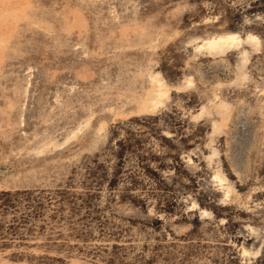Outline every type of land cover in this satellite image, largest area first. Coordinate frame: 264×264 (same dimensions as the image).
<instances>
[{"label":"rangeland","instance_id":"1","mask_svg":"<svg viewBox=\"0 0 264 264\" xmlns=\"http://www.w3.org/2000/svg\"><path fill=\"white\" fill-rule=\"evenodd\" d=\"M0 264H264V0H0Z\"/></svg>","mask_w":264,"mask_h":264},{"label":"bare ground","instance_id":"2","mask_svg":"<svg viewBox=\"0 0 264 264\" xmlns=\"http://www.w3.org/2000/svg\"><path fill=\"white\" fill-rule=\"evenodd\" d=\"M232 36V35H231ZM221 38H216V39H212V41H209V43L213 42L212 44H214V42H216L217 40L220 41ZM232 40V39H231Z\"/></svg>","mask_w":264,"mask_h":264}]
</instances>
